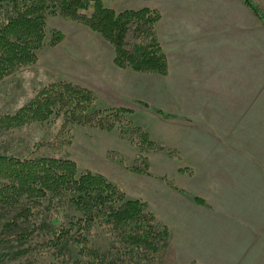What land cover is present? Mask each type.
<instances>
[{
    "label": "rangeland",
    "instance_id": "374dc122",
    "mask_svg": "<svg viewBox=\"0 0 264 264\" xmlns=\"http://www.w3.org/2000/svg\"><path fill=\"white\" fill-rule=\"evenodd\" d=\"M100 1L117 14L166 3ZM253 1L264 14V0ZM256 17L263 27L260 57L250 55L247 44L223 43L199 68L200 76L182 67V74L167 77L168 72L120 66L116 49L102 35L50 10L37 62L0 81V154L68 158L80 171L103 175L126 197L146 202L171 239L158 259L134 264H264V20ZM55 32L63 35L56 45ZM245 69L262 74L243 82ZM61 81L94 93L95 107L104 116L123 110L114 129L72 124L59 113L45 121L5 126L6 116ZM15 214L0 211V235L34 229L23 248L45 240L42 217L37 228L29 220L5 229ZM93 236V245L107 253L106 230L97 227ZM29 259L59 264L47 252L8 264Z\"/></svg>",
    "mask_w": 264,
    "mask_h": 264
},
{
    "label": "trees",
    "instance_id": "16d2710c",
    "mask_svg": "<svg viewBox=\"0 0 264 264\" xmlns=\"http://www.w3.org/2000/svg\"><path fill=\"white\" fill-rule=\"evenodd\" d=\"M244 2L264 20V14L253 0ZM52 9L102 35L116 49V62L120 66L167 75V60L156 31L158 12L143 8L117 14L100 0H0V81L37 62L46 38L47 14ZM62 39L63 35L55 32L52 44ZM121 112L102 115L95 107L94 93L61 81L46 87L15 115L3 118L5 126L13 128L45 121L59 113L69 123L110 131ZM3 123L0 119V126ZM131 170L148 172L139 167ZM12 210L16 214L4 224L5 229L29 220L37 228L42 217L47 233L45 240L25 248L22 246L32 238L34 229L0 235V264L34 252H47L59 264L152 262L161 256L171 239L169 229L146 202L126 197L120 187L103 175L80 171L68 158L21 159L0 154V211ZM97 227L109 234L107 253L92 243ZM32 263L29 259L18 264Z\"/></svg>",
    "mask_w": 264,
    "mask_h": 264
},
{
    "label": "crops",
    "instance_id": "0c3cea01",
    "mask_svg": "<svg viewBox=\"0 0 264 264\" xmlns=\"http://www.w3.org/2000/svg\"><path fill=\"white\" fill-rule=\"evenodd\" d=\"M143 8L161 14L156 29L167 58V77L182 74V67H188L191 76H200L199 68L217 48L221 51L223 43L247 44L250 55L261 56L263 27L244 0H166ZM254 73L257 78L262 74L259 69H245L243 82Z\"/></svg>",
    "mask_w": 264,
    "mask_h": 264
}]
</instances>
